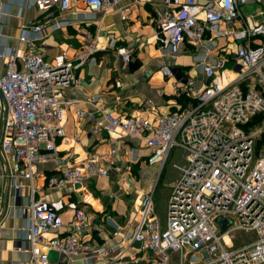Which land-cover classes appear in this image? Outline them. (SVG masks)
I'll return each mask as SVG.
<instances>
[{"label":"built area","instance_id":"1","mask_svg":"<svg viewBox=\"0 0 264 264\" xmlns=\"http://www.w3.org/2000/svg\"><path fill=\"white\" fill-rule=\"evenodd\" d=\"M71 1L33 3L39 12L64 14ZM124 1L81 0L85 12L76 24L55 22L49 28L94 22ZM250 2L163 0L155 10V43L161 54L174 59L185 45L196 52L193 67L200 84L181 69L175 81L177 95L194 104L165 115H151L152 103L136 116L102 112L91 133L136 141L139 148L150 150L147 164L156 166V173L162 172L173 148L188 154V165L177 167L180 175L164 221L155 213L152 187L139 196L132 220L110 231L104 244L93 237V217L85 211L93 194L84 193L82 184L118 170L113 161L95 153H87L78 164H63L58 150L59 143L68 141L64 122L70 111L81 121L93 118L67 91L80 84L77 70L96 63L98 40L86 31L80 52L69 57L60 51L49 58L41 49L42 25L28 22L20 27L22 47L0 52V159L8 180L7 193L0 192V219L10 209L24 217L25 234L17 251L29 254L30 264H52L51 254L61 260L57 264H138L142 259L170 264L171 254L177 255L178 264H264V9L258 20L246 16L241 9ZM128 11H121L123 20ZM108 46L130 64L129 50L116 46L115 40ZM160 72L171 78L175 69L163 65ZM114 86L120 88V82ZM85 102L95 104L96 99ZM138 160L133 150L132 162ZM50 162L53 172L46 176L39 165ZM41 189L66 193L36 198ZM77 194L80 200L74 201ZM220 220L227 222L223 230Z\"/></svg>","mask_w":264,"mask_h":264},{"label":"crops","instance_id":"2","mask_svg":"<svg viewBox=\"0 0 264 264\" xmlns=\"http://www.w3.org/2000/svg\"><path fill=\"white\" fill-rule=\"evenodd\" d=\"M163 0H126L116 8L101 13L94 22L67 26L58 30H51L50 24L55 22H74L80 20L85 12L81 0H72L69 11L58 14L54 11L39 12L33 0H0V52L5 49L18 48L22 45L18 42L20 27L28 22L42 25L43 43L41 49L46 57H52L60 51L73 57L80 52V37L84 32H90L98 40L100 50L95 55V64H87L76 71L80 80L78 87L67 91L69 97L81 101L80 107L91 112L93 118L84 121L76 119L73 111L65 118L64 131L68 141L59 143V157L63 164H78L87 153H95L107 157L113 161L118 172L109 173L108 177L86 179L82 188H92L95 185L93 202L85 211L93 217L95 227L94 238L99 243H105L108 233L116 226L120 227L132 220L134 214H129L130 207L127 196L134 191L142 194L140 183L136 181L135 174L142 169L157 171L156 166L147 164V149L139 148L136 141H131L119 135L108 134L101 131L94 135L91 133L94 120L101 119V113H111L114 116H136L143 114L146 104H153L151 115H165L192 106L194 100L185 95L178 96L175 92V81L178 71L171 78L163 77L160 68L169 65L172 69L180 68L183 73L192 69L190 76L194 77L197 84L201 82V76L197 75L193 66V57L196 52L193 47L185 45L176 58L163 56L156 43V27L154 23L155 10L162 7ZM128 8L126 18H121V11ZM264 9V0H252L242 7L241 11L246 16L255 20L259 19V11ZM111 40H115L116 46H122L129 50L130 64H124L109 47ZM220 43H223L220 41ZM108 46V47H107ZM107 47L106 49H104ZM231 49L234 46H230ZM4 74V62L0 59V76ZM120 82V88H115L114 83ZM89 97H94L96 103L85 102ZM1 125V122H0ZM75 139L76 141H74ZM133 150H137L138 161L132 162ZM129 166H128V165ZM53 163L39 165L46 176L53 172ZM132 169V170H131ZM135 169V170H133ZM121 170L123 174L121 173ZM118 178V183L113 186L120 192L123 187L127 192L114 193L113 196L109 176ZM123 179L124 182L120 181ZM98 182V185H97ZM100 183V184H99ZM36 185L42 188V180H37ZM122 188V191L120 190ZM8 180L6 177V165L0 159V192L2 196L7 193ZM94 189V188H93ZM36 198L55 199L66 192L44 191ZM141 190V192H140ZM98 195V197H97ZM139 195V196H140ZM79 201L77 194L72 197ZM24 197L19 202L24 206ZM3 211L0 203V215ZM67 213L65 218L68 219ZM26 221L18 209L7 210L5 216L0 219V264H30L29 254L18 252L22 246L25 234ZM112 245V242H107ZM51 263L61 262L56 255H50ZM58 260V261H57ZM171 262V261H170ZM138 264H148L142 259ZM176 264L178 258L176 255Z\"/></svg>","mask_w":264,"mask_h":264},{"label":"rangeland","instance_id":"3","mask_svg":"<svg viewBox=\"0 0 264 264\" xmlns=\"http://www.w3.org/2000/svg\"><path fill=\"white\" fill-rule=\"evenodd\" d=\"M230 67L231 69L233 68L232 65H230ZM189 71L191 72L192 69H189ZM149 152L150 150L147 149V153ZM187 165H188V154L179 148H173L170 152L169 158L161 173H156V171H153V170L142 169L139 171V174L138 173L135 174L136 181L140 183L143 193L147 192L149 189L154 187L153 206H154L156 215L160 218L161 221H164L165 210H166L167 200L169 198V195L174 185L176 184L177 180L179 179L180 172L178 171L177 167L184 168V167H187ZM121 173L123 174L122 170H121ZM112 175L113 174L109 176V184H110L112 193L114 194L118 192V193L125 194L124 192H127L126 191L127 189L125 190L124 187H123L122 192L118 191L117 189H116L117 191L116 192L115 189H113V186H115L118 183L117 181L118 178L115 180L113 179ZM112 182L113 183L116 182V184H112ZM97 185H98V182H97ZM94 190H95V185H93L92 188L86 186L84 188V193L86 192L92 193L93 196L95 197L96 195L94 194ZM139 195L140 194L136 193V191H134V193H132V195L130 196L126 195V197L130 199V201L128 202L129 203L128 205L130 207L129 214H134V212L136 211L134 206H136V204L138 203ZM113 196L117 197L116 194H114ZM239 235L243 239L247 238L248 236V234H243V233H240ZM53 255H56V254H53ZM170 261H171L170 264H176V254H171Z\"/></svg>","mask_w":264,"mask_h":264},{"label":"water","instance_id":"4","mask_svg":"<svg viewBox=\"0 0 264 264\" xmlns=\"http://www.w3.org/2000/svg\"><path fill=\"white\" fill-rule=\"evenodd\" d=\"M175 70L180 71V68H177V69H175ZM219 224H220V226H221V229L223 230L224 227L226 226L227 222H226L225 220H220V221H219Z\"/></svg>","mask_w":264,"mask_h":264}]
</instances>
